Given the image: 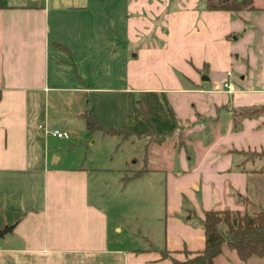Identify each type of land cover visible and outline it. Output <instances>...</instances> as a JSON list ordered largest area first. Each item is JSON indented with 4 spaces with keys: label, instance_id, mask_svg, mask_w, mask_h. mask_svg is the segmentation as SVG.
<instances>
[{
    "label": "crops",
    "instance_id": "crops-1",
    "mask_svg": "<svg viewBox=\"0 0 264 264\" xmlns=\"http://www.w3.org/2000/svg\"><path fill=\"white\" fill-rule=\"evenodd\" d=\"M252 4L0 0V264L181 263L203 249L204 212H264V116L242 115L264 108V0ZM121 62L138 110L106 129L126 138L89 134L85 82ZM58 100L75 103L66 118ZM70 119L91 137L82 160L48 133L67 137ZM212 264L264 258L222 246Z\"/></svg>",
    "mask_w": 264,
    "mask_h": 264
},
{
    "label": "trees",
    "instance_id": "trees-1",
    "mask_svg": "<svg viewBox=\"0 0 264 264\" xmlns=\"http://www.w3.org/2000/svg\"><path fill=\"white\" fill-rule=\"evenodd\" d=\"M207 11L239 12L255 10L252 0H204ZM264 116V108H260ZM243 111V116L257 115ZM87 133L99 131L103 134L120 135L126 138L124 131L104 129L89 114L85 117ZM264 157V155H263ZM137 174V173H135ZM134 174V175H135ZM223 225L225 230L220 232L218 227ZM201 228L204 236V246L200 253L192 258L172 264H212L213 259L220 254L221 247L233 250L241 261L251 257L264 258V212L258 211L251 215L230 213L228 211L203 213ZM166 254L163 253V257Z\"/></svg>",
    "mask_w": 264,
    "mask_h": 264
},
{
    "label": "rangeland",
    "instance_id": "rangeland-1",
    "mask_svg": "<svg viewBox=\"0 0 264 264\" xmlns=\"http://www.w3.org/2000/svg\"><path fill=\"white\" fill-rule=\"evenodd\" d=\"M93 30L95 31L96 26L92 25ZM96 58V57H95ZM98 59L100 60V63L103 66H109V60L108 56L104 53L103 55L101 54L98 56ZM121 66L117 70L113 71V80L108 82L105 80H99V78L95 79H89L86 83L90 89H93V91H89L86 96L82 100V104L85 103L86 110H88L89 114L96 120L98 121L105 129L108 128L110 125L111 126H117L120 127L123 124V121L121 119L124 117V115H127L128 113H132V109L138 110L137 106L135 104H131V102H128V98L125 97V95L120 91L123 88H125L124 85V80H123V63L121 62ZM63 71L70 70L69 67L67 69H62ZM118 75L116 78L115 76ZM106 79V78H105ZM106 89H110V91H107ZM112 90V91H111ZM58 106L56 108V115L57 118L59 117H67V114L70 110H72L75 106V103L72 101H68V103H60V101H57ZM80 104V107L82 106ZM248 113H254L257 115H263L262 111L260 108L258 109H253L249 110ZM68 126L66 127V133L67 137L66 139H61V140H54L52 142L54 148L57 150L59 153H64L69 146L74 148L70 152L68 156H64L62 154V159L66 157L67 161H70L72 159V155L74 156V151H77L78 157L80 160L83 159L84 153H83V147H86V143L90 141L91 137L89 140L86 141V135L82 134L81 132V126L79 122H77V119H74L67 124ZM116 128V127H114ZM96 135V134H94ZM97 137V135H96ZM95 147L97 146H102V143L98 145L96 143L94 145ZM135 146H137V143L135 142ZM140 148V147H139ZM138 148V154H139V149ZM137 152V151H136ZM137 155V153H136ZM250 156H258V154L252 153L248 154ZM134 156V155H133ZM66 161V160H65ZM137 166H133V164L128 165V169H135Z\"/></svg>",
    "mask_w": 264,
    "mask_h": 264
},
{
    "label": "built area",
    "instance_id": "built-area-1",
    "mask_svg": "<svg viewBox=\"0 0 264 264\" xmlns=\"http://www.w3.org/2000/svg\"><path fill=\"white\" fill-rule=\"evenodd\" d=\"M231 73L226 72L224 75V78L220 80V86L221 89L230 92L231 91V83H230ZM51 136H54L56 138H66V134L64 132H58L56 130L49 131L48 132Z\"/></svg>",
    "mask_w": 264,
    "mask_h": 264
},
{
    "label": "water",
    "instance_id": "water-1",
    "mask_svg": "<svg viewBox=\"0 0 264 264\" xmlns=\"http://www.w3.org/2000/svg\"><path fill=\"white\" fill-rule=\"evenodd\" d=\"M4 232H6V231H0V236H1Z\"/></svg>",
    "mask_w": 264,
    "mask_h": 264
}]
</instances>
